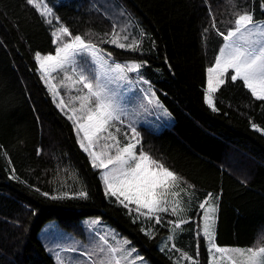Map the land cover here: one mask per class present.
Wrapping results in <instances>:
<instances>
[{
  "label": "trees",
  "instance_id": "trees-1",
  "mask_svg": "<svg viewBox=\"0 0 264 264\" xmlns=\"http://www.w3.org/2000/svg\"><path fill=\"white\" fill-rule=\"evenodd\" d=\"M36 2L53 7L59 22L48 24L27 0H0V264H58L44 246L40 229L56 219L81 235V219L87 216H101L115 225L153 264H192V259L184 263L182 253L198 264H209L196 220L203 212L198 205L209 193L220 198L217 242L253 246L264 230V133L251 125L264 128V101L255 99L242 81L231 79L214 94L218 111L205 97L207 68L224 43L217 29L227 33L233 12L244 9L263 21L262 0H235L236 7L228 0ZM60 23L110 52L116 61L147 62L139 74L158 90L174 121L161 128L135 127L140 134L137 150L142 148L194 186L180 185L186 188L182 202L187 210L182 216L188 222L176 237L170 222L179 217L170 211L159 213L157 223L105 195L102 170L92 166L80 147L67 109L58 107L63 97L69 108H79L69 97L81 93L61 87L60 72L52 73L59 96L44 83L35 53L55 54L58 43L52 33ZM114 26L117 31L127 27L129 41L141 39L142 30L141 50L103 42ZM127 125L115 123L121 146L124 133L131 136ZM105 143L112 142L102 140L95 150ZM80 191L87 192V198L75 195ZM170 236L174 243L165 240ZM256 246H264V239Z\"/></svg>",
  "mask_w": 264,
  "mask_h": 264
},
{
  "label": "snow or ice",
  "instance_id": "snow-or-ice-1",
  "mask_svg": "<svg viewBox=\"0 0 264 264\" xmlns=\"http://www.w3.org/2000/svg\"><path fill=\"white\" fill-rule=\"evenodd\" d=\"M27 3L37 7L48 24H52L53 20L59 22L60 18L53 7H49L46 3L41 7L36 0H27ZM228 3L236 7L235 0H228ZM261 6L264 7V0ZM209 14L211 16V9ZM232 15L233 26L227 30V33L217 29L224 43L218 50L213 66L207 68L205 100L213 111H218L214 94L226 83V79H231L233 82L242 81L255 99L264 101V21L254 20L253 11L248 9L233 12ZM212 27H215V17H212ZM52 35L58 43L55 54L42 55L36 52L35 60L39 64L44 83L48 85L54 97L59 96V92L57 85L52 83L53 72L62 73L61 87L69 92L76 90L81 93L69 97L70 102L79 103V108H69L64 103L63 97H60L58 107L62 112L67 109L65 115L74 122L77 136L80 137V147L89 155L92 166L102 170L100 175L105 195L115 197L116 201L125 208L134 204L138 215L153 217L157 223L160 222L159 213L170 211L179 217L177 221L170 222L175 232L187 222L181 215L184 211L180 199L181 193H186V188L194 186L187 184L183 177L144 152L142 148L137 152L140 134L131 123L127 125L131 136L124 133L126 139L122 146L115 134L120 132V129L115 127V123L123 124L121 117L124 115V110L118 103L119 82L130 83L128 74L139 73L147 62L109 63L112 56L110 52H105L96 43L86 40L81 35H73L63 23H60ZM106 35L108 38L103 41L105 43L116 45L121 49L140 51L145 34L141 30L139 33L141 39L133 37L129 41L130 34L127 27L117 31L114 26L112 33ZM62 37L69 39L65 41ZM87 58H90L91 65L95 67L88 66ZM230 71L232 74L229 77ZM139 79L148 83L142 76ZM113 85L115 87H112ZM149 96L154 97V94L149 93ZM149 103L158 105L159 101L149 99ZM251 126L264 133V128H259L254 123ZM102 140L112 143L102 144L101 150L96 151L95 146ZM181 184L186 185V188H181ZM177 188L179 191H176ZM43 195L48 196L49 193ZM75 195L87 198L88 193L80 191ZM216 200L218 197H213L209 193L198 205L203 210V222L202 228L197 231V236H202L205 240L210 257L209 264H264V246H256L260 239H264V230L258 235L257 242L253 246L221 247L216 243L215 225L219 210V204L214 202ZM147 235L151 236L152 233L148 232ZM99 239L101 243L93 251L84 253L89 259L93 255L99 257L94 264H122L136 251L134 248L126 249L123 246L130 243L127 240L117 247L109 243L106 234ZM168 239L171 240L172 237ZM172 247L175 248V244ZM198 249L199 244H197V256ZM69 250L75 251L74 248ZM182 256L186 254L182 253ZM189 259H192V264H198L195 258L189 257Z\"/></svg>",
  "mask_w": 264,
  "mask_h": 264
},
{
  "label": "rangeland",
  "instance_id": "rangeland-1",
  "mask_svg": "<svg viewBox=\"0 0 264 264\" xmlns=\"http://www.w3.org/2000/svg\"><path fill=\"white\" fill-rule=\"evenodd\" d=\"M112 61L126 64L136 60L121 62L111 58L109 63ZM88 66H90V64H88ZM128 75L130 83L119 82L120 87L118 88V103L124 110V115H122L121 119L128 122V124L131 123L134 127L147 125L155 128H161L164 122L167 123L170 119H174V116L162 101L158 90L149 81L143 77V80L148 83L142 82L139 79V73L136 72L129 73ZM112 87L115 86L113 85ZM149 93H153L154 97H150ZM149 99H156L159 101V104L149 103ZM81 221L85 231L84 234L81 235L60 225L56 219L46 221L40 229L39 236L44 246L56 259L58 264H61V262L62 264H94L99 257L93 255L92 258L89 259L84 253L93 251L101 243L99 237L105 234L109 243L113 246H121L123 241L127 240L130 243L123 246L126 249L134 248L136 250L128 257L127 261H123L122 264H153L144 253L131 242L127 235L123 234L115 225L106 221L101 216H87L82 218ZM216 227L217 224L215 225V241L219 246L247 247L231 244L220 245L216 240ZM168 238L165 240H169ZM170 241L174 243L173 237ZM73 248L75 251L69 250ZM57 256H59V259H57ZM137 257L142 259H138ZM182 259L184 263L185 261L191 260L187 258V256H184Z\"/></svg>",
  "mask_w": 264,
  "mask_h": 264
},
{
  "label": "crops",
  "instance_id": "crops-1",
  "mask_svg": "<svg viewBox=\"0 0 264 264\" xmlns=\"http://www.w3.org/2000/svg\"><path fill=\"white\" fill-rule=\"evenodd\" d=\"M173 121H174V119H170L167 123H166V122H164V123L167 124V125H170ZM137 152H138V150H137ZM176 191H179V190H176ZM214 197H215V196H214ZM170 199H171V197H170ZM180 199H181V201L186 202L183 193H181ZM214 202H217L218 204H220V198H218V200H216V201H214ZM131 206L136 207L134 204L131 205ZM169 207H171V205H169ZM182 207L184 208V211L187 210L186 207L184 206L183 202H182ZM142 211H146V210H142ZM187 213H188V212H187ZM181 215H182V213H181ZM216 215H217V214H216ZM202 216H203V212L201 213V215H200L198 218H196V220L198 221V229H199V230L202 228V222H203V221H202ZM176 217H177V216H176ZM186 221L188 222V220H186ZM216 223H217V221H216ZM183 225H184V224H183ZM183 225L180 226V228L177 229L175 232H173L174 237H176V235L182 233Z\"/></svg>",
  "mask_w": 264,
  "mask_h": 264
}]
</instances>
